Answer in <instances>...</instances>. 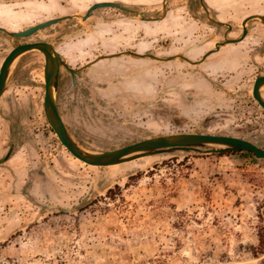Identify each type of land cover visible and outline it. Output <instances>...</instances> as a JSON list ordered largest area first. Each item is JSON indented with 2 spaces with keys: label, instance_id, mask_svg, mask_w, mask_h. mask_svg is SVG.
<instances>
[{
  "label": "rangeland",
  "instance_id": "rangeland-1",
  "mask_svg": "<svg viewBox=\"0 0 264 264\" xmlns=\"http://www.w3.org/2000/svg\"><path fill=\"white\" fill-rule=\"evenodd\" d=\"M95 2L0 0V27L23 31L81 15ZM168 3L176 5L171 8L178 17L173 28L182 33L183 44L199 41L208 48L226 34L239 37L247 17L264 15V0H203L208 16L185 0ZM208 17L225 26L213 25ZM73 24L63 22L32 39L64 37ZM247 27L245 43L227 49L248 54L262 41L257 67L246 68V55L237 61L239 73L247 74L243 96L249 98L256 74L264 70V24L254 20ZM83 35L61 41L82 44ZM15 44L0 33V64ZM42 61L35 52L20 57L0 102V157L11 143L17 148L14 163L0 166V264H264L259 251L264 160L233 152L150 157L108 168L86 165L60 144L46 119ZM15 78L20 82L14 83ZM225 107L211 114L204 129L187 133L238 137L264 148V110L234 100ZM62 113L85 150L120 149L99 146L97 126L84 123L78 111L72 112L74 123L70 112ZM160 119H153L151 135L182 133L170 131Z\"/></svg>",
  "mask_w": 264,
  "mask_h": 264
},
{
  "label": "flooded vegetation",
  "instance_id": "flooded-vegetation-1",
  "mask_svg": "<svg viewBox=\"0 0 264 264\" xmlns=\"http://www.w3.org/2000/svg\"><path fill=\"white\" fill-rule=\"evenodd\" d=\"M95 1L119 3L122 10L102 8L96 10L86 22L79 18L65 21H76L74 28L68 27V34L84 29L88 31L81 38L82 44L63 43V37L49 40L42 36L39 40L32 39L46 31L43 30L21 41L14 39L16 44L6 52L0 64L1 69L6 57L20 44L46 42L55 48L62 61L57 107L74 141L62 110L71 113V123H74L73 111H78L84 117V123H94L100 138L99 146L123 148L149 138L178 134L160 131L151 135V123L156 117H160L161 123L168 126L170 131L187 133L204 129L209 117L223 112L226 103L231 100L241 105H250L258 111L261 109L253 97L258 74L249 91V98L244 97L246 87L243 84L247 82V74L239 73L237 61L246 55V68L257 67L258 57L263 54L262 41L248 54L243 49H227L245 43L250 31L244 42L221 46L216 51V45L225 42L226 37L232 39L229 34L212 48L199 41L183 44L184 39L180 37L182 33L178 28H173L178 23V17L176 10L171 8H176V5H169L167 2L165 9V0L155 3L152 0ZM185 3L194 9L200 5L208 16L209 10L204 6L203 0H185ZM158 4L159 7L153 8V5ZM90 7L81 15L85 16ZM75 15L77 14L65 16ZM187 15L190 16V13ZM208 20L213 25L220 26L210 17ZM242 35L243 27L240 36L233 39H240ZM34 52L43 59L44 68L45 57L38 51ZM20 67L17 71L21 70ZM30 74L32 73L29 72L28 75ZM25 75L27 73H23ZM11 78L12 72L0 102L9 91ZM42 79L44 80V75ZM19 82V78L14 79V83ZM201 114L204 115L200 118ZM52 131L57 137L53 129ZM16 149V144L11 143L5 155L0 157V161H7L0 166H11L14 163Z\"/></svg>",
  "mask_w": 264,
  "mask_h": 264
},
{
  "label": "water",
  "instance_id": "water-1",
  "mask_svg": "<svg viewBox=\"0 0 264 264\" xmlns=\"http://www.w3.org/2000/svg\"><path fill=\"white\" fill-rule=\"evenodd\" d=\"M169 0H165L166 4ZM102 8H116L122 10L119 3L101 2L94 3L88 10L85 16H64L44 21L36 24L23 31L15 32L9 31L0 27V32L8 35L9 37L17 40H23L33 37L37 33L47 30L53 26L59 25L69 19L79 18L86 22L91 18L94 12ZM260 20L264 24V15H251L247 17L243 23V35L240 39H227L225 42L216 45V51L220 47L240 44L245 41L249 34L248 24L251 21ZM220 26H225V23L216 21ZM232 28L229 26V31ZM87 30H80L70 33L63 37L64 40L73 39L84 33ZM38 51L45 57L44 67V81H45V96H44V112L46 119L57 135L61 145L77 160L85 163L86 165L97 168H108L119 166L122 164L130 163L144 158L166 156V155H216L221 153L233 152H249L255 155L258 159L264 160V148H260L255 143L250 141L223 135L213 134H197V133H178L166 136L149 138L145 141L123 147L120 149L105 151V152H91L79 146L69 134L67 126L61 117L57 107V91L59 83V70L62 63L60 54L53 48V46L46 42L41 43H27L20 44L17 48L13 49L2 63L0 69V98L3 96L7 89V83L11 68L17 60L26 53ZM214 53V51H213ZM264 70L257 76L254 87L253 97L261 109L264 110ZM7 160L0 161V165L4 164ZM69 213V211H67Z\"/></svg>",
  "mask_w": 264,
  "mask_h": 264
},
{
  "label": "trees",
  "instance_id": "trees-1",
  "mask_svg": "<svg viewBox=\"0 0 264 264\" xmlns=\"http://www.w3.org/2000/svg\"><path fill=\"white\" fill-rule=\"evenodd\" d=\"M248 153H249V152H248ZM227 154H233V153H229V152H227V153H221L220 156H222V155H227ZM250 154H252V153H250ZM259 251H260L261 253H264V239H262V237L260 238Z\"/></svg>",
  "mask_w": 264,
  "mask_h": 264
}]
</instances>
